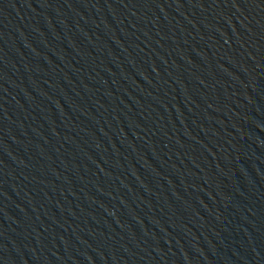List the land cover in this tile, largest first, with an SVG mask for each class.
Returning a JSON list of instances; mask_svg holds the SVG:
<instances>
[{"label": "water", "instance_id": "obj_1", "mask_svg": "<svg viewBox=\"0 0 264 264\" xmlns=\"http://www.w3.org/2000/svg\"><path fill=\"white\" fill-rule=\"evenodd\" d=\"M0 264H264V0H0Z\"/></svg>", "mask_w": 264, "mask_h": 264}]
</instances>
